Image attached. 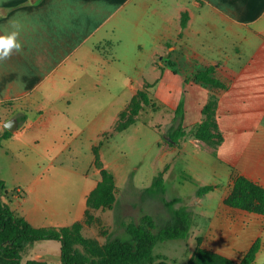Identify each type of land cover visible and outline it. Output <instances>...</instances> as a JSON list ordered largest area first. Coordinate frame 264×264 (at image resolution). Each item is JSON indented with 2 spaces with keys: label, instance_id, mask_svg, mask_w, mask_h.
I'll return each mask as SVG.
<instances>
[{
  "label": "crops",
  "instance_id": "obj_1",
  "mask_svg": "<svg viewBox=\"0 0 264 264\" xmlns=\"http://www.w3.org/2000/svg\"><path fill=\"white\" fill-rule=\"evenodd\" d=\"M13 22L23 47L0 61V134L7 120L18 121L0 141L4 202L35 227L82 221L100 176L86 184L89 175L82 171L72 182L70 170L47 174L41 164L37 170L24 164L21 177L28 179L10 180L22 172L15 157L29 164L38 145L59 139L97 144L123 131L116 128L120 113L146 82L172 118L183 98L188 131L200 122L209 93L193 73L213 65L212 76L225 84L216 107L222 140L215 154L187 134L177 143L188 160L224 179L207 183L224 191L216 208L208 203L199 214L206 219L201 235L211 239L202 247L239 260L259 238L256 264L264 252V215L223 200L237 175L264 186V0H0V35L12 31ZM222 42L236 61L222 57ZM230 63L232 76L224 70ZM205 148L211 160L202 158ZM58 175L64 179L54 181ZM193 202L202 204L200 197ZM194 207H187L191 214ZM60 247L55 239L27 243L21 263L61 264Z\"/></svg>",
  "mask_w": 264,
  "mask_h": 264
},
{
  "label": "rangeland",
  "instance_id": "obj_2",
  "mask_svg": "<svg viewBox=\"0 0 264 264\" xmlns=\"http://www.w3.org/2000/svg\"><path fill=\"white\" fill-rule=\"evenodd\" d=\"M222 46H227L226 42H222ZM223 47L222 57L227 59L228 55L229 61H236L238 55L233 49L230 46V48ZM235 69L233 63L227 64L224 68L230 76ZM219 90L217 88L216 91ZM151 97L152 104L144 105L137 96L134 98L135 101L128 105L126 113H122L118 122L120 124L131 115L136 104H141L137 115H132L135 121L123 131L115 132L112 136L108 134L105 139H98L97 144H94L96 139H59L56 143L38 145L36 159L34 155L31 156L29 164L15 157L22 172L7 178L13 180L21 177L24 174V164L36 170L41 164L44 170L48 169L47 174L50 171L52 173V170H70L68 172L70 176L67 177L72 178V182L80 181V173L85 171L89 175L86 184H89L101 175V169H107L116 183V200L111 208H89L91 223L85 225L83 229V234L93 238L98 245H102L109 237H124V227L121 225L124 221H138L142 214L148 213L154 217L158 225H162L171 217L167 202L178 197L179 201L174 202L173 207H194L193 199L200 197L202 204L196 205L193 209L191 214L193 223L187 237L160 241L154 247L156 260L162 258L171 264H188L198 244L202 246L211 243V239H205L201 235L204 229L202 227H206V219L199 214L204 213L208 203H213L216 208L224 191L221 184L216 189H213L212 184L213 190L200 196L197 195L196 190L201 185L216 181L220 183L224 179L198 166L202 163L196 164L188 160L187 154L182 152L181 144L169 142L168 131L172 113L155 97ZM67 144L70 145V151L62 149ZM205 149L206 151L202 150V158L211 160L212 156L208 149ZM160 172L165 186L164 192L147 190L154 177ZM28 177L24 175L21 178L27 180ZM61 178L64 179L61 175L52 177L54 181H61ZM60 187L61 185L57 184V190ZM256 264H264V252L259 254Z\"/></svg>",
  "mask_w": 264,
  "mask_h": 264
},
{
  "label": "trees",
  "instance_id": "obj_3",
  "mask_svg": "<svg viewBox=\"0 0 264 264\" xmlns=\"http://www.w3.org/2000/svg\"><path fill=\"white\" fill-rule=\"evenodd\" d=\"M214 66L210 65L194 71L192 79L209 87V93L205 104L201 109L200 122L193 125L188 131L183 127V98L174 109L172 125L169 128V142H176L185 134L207 143L212 154H215L217 146L222 140V134L218 128L216 107L218 101L217 88L225 87L219 79L212 76ZM151 83H145L137 94L144 105L152 104L154 95L151 92ZM134 100V101H133ZM127 105V107H128ZM140 103L136 104L126 121L117 124V130L125 129L135 121L132 115H137ZM164 106V104L161 103ZM127 107L120 113H126ZM11 132L5 129L0 134L2 138L9 136ZM205 143V144H206ZM101 178L96 186L89 192L86 203L88 208L82 221L61 227H35L23 216L16 213L8 203L2 200L6 186L0 178V264H22L21 250L27 243L43 239H55L61 244V264H171L166 260L154 258V247L160 241L181 239L188 235L191 227V211L187 206L173 207V203L179 201L178 197L167 202L171 210V217L165 224L158 225L154 217L148 213L142 214L138 221L130 220L122 222L125 236L109 237L102 245H98L93 238L83 234L84 225L91 223L89 208H111L116 197V183L113 175L105 168L100 170ZM213 188L212 184L201 185L197 188L198 196ZM152 192H164L162 173L154 177L147 187ZM223 202L227 205L264 215V186L255 183L243 175L234 178L232 188ZM261 246L257 238L246 250L238 261H234L214 250L204 248L198 244L193 257L188 264H252ZM24 264H44L40 261L28 260Z\"/></svg>",
  "mask_w": 264,
  "mask_h": 264
},
{
  "label": "clouds",
  "instance_id": "obj_4",
  "mask_svg": "<svg viewBox=\"0 0 264 264\" xmlns=\"http://www.w3.org/2000/svg\"><path fill=\"white\" fill-rule=\"evenodd\" d=\"M12 28V31L6 30L3 35H0V61L7 60L13 52L20 53L22 50L19 26L13 22Z\"/></svg>",
  "mask_w": 264,
  "mask_h": 264
},
{
  "label": "water",
  "instance_id": "obj_5",
  "mask_svg": "<svg viewBox=\"0 0 264 264\" xmlns=\"http://www.w3.org/2000/svg\"><path fill=\"white\" fill-rule=\"evenodd\" d=\"M5 127L7 130L9 131H14L18 125V121L16 118H11L9 120H7L5 123H4Z\"/></svg>",
  "mask_w": 264,
  "mask_h": 264
},
{
  "label": "built area",
  "instance_id": "obj_6",
  "mask_svg": "<svg viewBox=\"0 0 264 264\" xmlns=\"http://www.w3.org/2000/svg\"><path fill=\"white\" fill-rule=\"evenodd\" d=\"M19 189H17V191H18Z\"/></svg>",
  "mask_w": 264,
  "mask_h": 264
}]
</instances>
